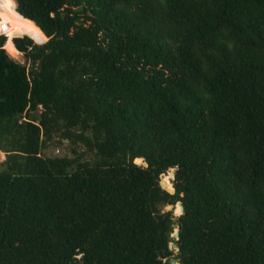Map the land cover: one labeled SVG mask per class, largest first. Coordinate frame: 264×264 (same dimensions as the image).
I'll return each mask as SVG.
<instances>
[{"label": "trees", "instance_id": "16d2710c", "mask_svg": "<svg viewBox=\"0 0 264 264\" xmlns=\"http://www.w3.org/2000/svg\"><path fill=\"white\" fill-rule=\"evenodd\" d=\"M0 7V264H264V0Z\"/></svg>", "mask_w": 264, "mask_h": 264}, {"label": "rangeland", "instance_id": "374dc122", "mask_svg": "<svg viewBox=\"0 0 264 264\" xmlns=\"http://www.w3.org/2000/svg\"><path fill=\"white\" fill-rule=\"evenodd\" d=\"M0 12L4 13V10L0 7ZM45 39L41 40L40 42L34 41L36 44L44 42ZM7 52L9 53V56L17 63L24 65L25 61L22 56L18 55L17 53H13L10 47L6 48ZM42 157L44 158H77L79 156H82L83 162L85 160H91L94 158V154L89 150L87 147H85L82 144L72 145L68 141H63L59 137L53 138L49 143L46 144L45 148L41 152ZM4 159V154L0 153V164L2 160ZM136 164L142 165V160L140 162H137ZM167 179V182L165 181V185H169L170 180H172V173L169 171L166 176L163 178ZM171 208L167 207L166 211H169ZM173 210V209H172ZM174 214V210H173ZM173 236V235H172ZM173 249V248H172Z\"/></svg>", "mask_w": 264, "mask_h": 264}, {"label": "water", "instance_id": "95a60500", "mask_svg": "<svg viewBox=\"0 0 264 264\" xmlns=\"http://www.w3.org/2000/svg\"><path fill=\"white\" fill-rule=\"evenodd\" d=\"M171 173H172V179H174L175 170H174V169L171 170ZM176 206L179 208V212H180L179 215H182L183 212H184L182 204L179 202V203L176 204ZM170 208H171V209H170L169 211H172L173 207H170ZM173 210H174V209H173ZM179 215H178V216H179ZM174 216H176V215H175V211H174ZM172 237H173L175 240H178V239H179V230H178V228H177L176 226H175V232H174V234H173ZM171 248H173V249H177V246H176L175 244H172V245H171ZM171 264H177V262H176V261H172Z\"/></svg>", "mask_w": 264, "mask_h": 264}]
</instances>
